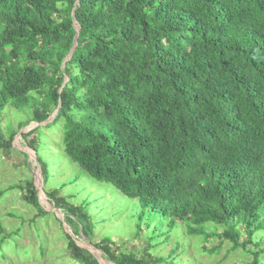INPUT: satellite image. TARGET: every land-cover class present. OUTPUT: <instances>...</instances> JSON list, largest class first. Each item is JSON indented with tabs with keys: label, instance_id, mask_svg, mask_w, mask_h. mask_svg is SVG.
<instances>
[{
	"label": "trees",
	"instance_id": "trees-1",
	"mask_svg": "<svg viewBox=\"0 0 264 264\" xmlns=\"http://www.w3.org/2000/svg\"><path fill=\"white\" fill-rule=\"evenodd\" d=\"M12 111L17 128L5 121ZM58 125L62 154L78 169L69 184L80 170L137 201L123 207L134 238L146 240L141 253L112 228L96 241L97 225L119 211L71 202L60 195L68 183L52 184L61 152L45 153L44 131ZM18 133L32 137L44 194L63 213L61 260L102 264L79 243L90 242L112 264H178L192 237L204 251L228 245L264 264V250L250 249L264 231V0H0L1 152ZM19 188L36 213L18 229L0 221V258L41 264L58 252L39 240L35 260L19 240L25 224L40 234L38 221L54 213L33 176ZM170 245L167 257L151 252Z\"/></svg>",
	"mask_w": 264,
	"mask_h": 264
},
{
	"label": "rangeland",
	"instance_id": "rangeland-1",
	"mask_svg": "<svg viewBox=\"0 0 264 264\" xmlns=\"http://www.w3.org/2000/svg\"><path fill=\"white\" fill-rule=\"evenodd\" d=\"M13 114L14 112L12 111L9 115H7L5 117V121L9 122L10 120L13 126L17 128L19 122L15 120ZM28 130L29 129H26L24 130V132H28ZM44 133L47 135V138L49 140L48 142L50 144L54 143V145H50L49 143L47 144V147L49 149L46 150L45 153L52 154L56 149L61 152V156L57 154L55 161H53L54 157L52 159V174H54V177L51 180L52 184L54 182V185L59 187H61L63 181L68 183L67 186L61 189L60 195L69 196V201L75 203L82 202L85 199L93 201L94 203H98L105 208L104 211L106 213V216L113 212L115 213L119 211L113 219L102 224L99 223L100 225H97L96 241L104 237L106 234H110L109 229L112 228L113 230H117L114 232V237H116L117 239L122 237V240L127 242V247L130 250L135 251L136 253H141L147 247L146 240L144 238H134V234L132 233V230H134L135 228V226H133L134 222L131 220V216L129 217V213H124L123 207V205L130 204L131 202H134V205H137V201L130 200L110 185L92 181L80 170L79 173L82 174L81 178L76 180L74 184H69L68 181L73 180V178L77 176L78 169L75 165L72 164L69 158L62 154L63 150L59 138L62 135L61 125L55 127L53 126L52 128L45 130ZM31 138L32 137H27L26 139H23L21 133H18L15 138V148L8 154L0 151V191L13 188V190L7 191L4 197L0 199V221L6 226L7 229H18L20 223L22 222V215H25L26 218L29 213H32L29 216V219H32L34 214L36 213L32 212L29 207L22 203L21 190L19 188V185L23 184L26 178H31V176H33L35 183L39 187V189L41 187L42 190L44 189V185L41 186L40 183L41 172L40 170L36 169V162L34 161L36 154L26 145V141L30 140ZM25 154L28 155V158ZM76 186L78 187V189H76ZM40 203L50 213H54V215L50 216L47 222H45L44 220L38 221V225L41 229L40 234H38V231L36 229L30 228L28 224H25L24 230L21 234L22 239L19 240V243L22 247L24 246V244L29 245L31 243L30 249L32 253L35 254L34 259L36 260L39 257V240L44 239L47 243L48 249L50 251L58 253L54 254L53 257L48 256V260L46 259V261H42L41 264H69L68 260H61L62 256H64V258L66 257V253L59 248V245L63 244V240H61L62 238H59V236H61L62 234L60 231V224L58 220L64 219L63 213L59 209L58 211H55L53 209L55 208V206H52L50 204V201L44 194V191L41 194ZM26 209L29 211H27ZM10 213L15 214L16 217L10 216ZM98 213L99 212L97 211L94 215L96 216V214ZM132 213L136 214V210L132 211ZM64 227L69 233L71 232L70 228L67 225H65ZM39 235H42L43 237H39ZM200 241L201 240L197 238H188L189 243L186 242L188 244L185 246V252H183L184 248H181L178 252V254L180 253V256L178 258L180 261H178V264H248V262H250L251 260V256H249L248 254L230 251V247L228 245L223 246L221 249L212 254L210 253V251H204L203 246H199ZM79 243L82 246L87 247L91 244L90 242ZM186 243L184 242V245ZM220 243V240H216L208 242L204 246L207 248L209 247V249H214L216 245ZM255 244H257L258 246L252 245L250 246V249L264 250V231L260 232V239L259 241H256ZM171 250L172 245L165 246V248L159 247L155 250H152L151 252H154L155 255L167 257ZM178 254L176 252V255ZM8 255L9 259H15L13 254ZM101 261L102 264H112L106 260ZM2 262L3 260L0 258V264H4Z\"/></svg>",
	"mask_w": 264,
	"mask_h": 264
},
{
	"label": "water",
	"instance_id": "water-1",
	"mask_svg": "<svg viewBox=\"0 0 264 264\" xmlns=\"http://www.w3.org/2000/svg\"><path fill=\"white\" fill-rule=\"evenodd\" d=\"M74 21L76 22V19H74ZM76 29H77V35H76V39L78 38V34H79V30H80V27L77 25L76 26ZM76 45H77V41H75V44H74V46H73V48H72V51H71V53L69 54V57H72V55H73V53H74V51H75V48H76ZM62 91H63V87H62V89L60 90V92L62 93ZM61 105H62V103H61V98H60V102H59V105H58V108L56 109V111L54 112V114L45 122V123H43V125H47L48 123H50L55 117H56V115L58 114V112H59V110H60V107H61ZM36 127V124L35 125H33L31 128H35ZM34 161L36 162V165L39 167V170L41 171L42 170V168H41V166L38 164V162H37V159H36V156H35V158H34ZM43 173L41 172L40 173V183H41V186L43 185ZM43 193V190H42V187L40 188V192H39V200H40V198H41V194ZM55 211H58V209H56V208H53ZM87 247V246H86ZM100 261H101V256H100V253H99V251H98V253H97V251H96V249L93 247V245H89L88 247H87Z\"/></svg>",
	"mask_w": 264,
	"mask_h": 264
}]
</instances>
